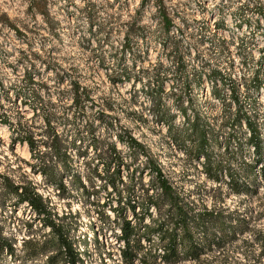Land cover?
Wrapping results in <instances>:
<instances>
[{"label":"rangeland","instance_id":"rangeland-1","mask_svg":"<svg viewBox=\"0 0 264 264\" xmlns=\"http://www.w3.org/2000/svg\"><path fill=\"white\" fill-rule=\"evenodd\" d=\"M64 247L264 264V0H0V264Z\"/></svg>","mask_w":264,"mask_h":264},{"label":"trees","instance_id":"trees-1","mask_svg":"<svg viewBox=\"0 0 264 264\" xmlns=\"http://www.w3.org/2000/svg\"><path fill=\"white\" fill-rule=\"evenodd\" d=\"M126 243H127V245H126L127 249L129 250V248H131V243H133V241L127 240ZM86 247H89V245H87ZM64 249H65V256L68 259V263L69 264H76V262H75L76 252L70 250V248H68V247H64ZM178 251L179 250H177L175 247H173V249H171V250L167 249L166 250L167 253L163 256V258L166 259L165 261L168 264H172V263L175 264V263L179 262V260H180ZM133 252H134L133 254H131V253L128 254V257L130 256V260H133V258L136 257L137 254L139 255L141 253V251H139V250H137V252L134 250Z\"/></svg>","mask_w":264,"mask_h":264},{"label":"bare ground","instance_id":"bare-ground-1","mask_svg":"<svg viewBox=\"0 0 264 264\" xmlns=\"http://www.w3.org/2000/svg\"><path fill=\"white\" fill-rule=\"evenodd\" d=\"M4 129H5L4 127L1 128V130H4ZM91 238H93V237L91 236Z\"/></svg>","mask_w":264,"mask_h":264}]
</instances>
